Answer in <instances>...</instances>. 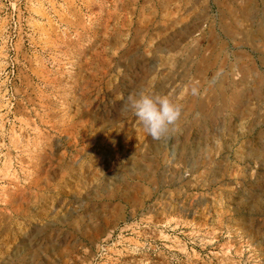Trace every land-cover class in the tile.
Returning a JSON list of instances; mask_svg holds the SVG:
<instances>
[{
  "label": "rangeland",
  "instance_id": "obj_1",
  "mask_svg": "<svg viewBox=\"0 0 264 264\" xmlns=\"http://www.w3.org/2000/svg\"><path fill=\"white\" fill-rule=\"evenodd\" d=\"M0 264H264V0H0Z\"/></svg>",
  "mask_w": 264,
  "mask_h": 264
},
{
  "label": "clouds",
  "instance_id": "obj_2",
  "mask_svg": "<svg viewBox=\"0 0 264 264\" xmlns=\"http://www.w3.org/2000/svg\"><path fill=\"white\" fill-rule=\"evenodd\" d=\"M192 94L197 95L198 89L193 88ZM122 110L131 111L145 133L157 141L167 137L181 116V106L168 96L146 92L130 95Z\"/></svg>",
  "mask_w": 264,
  "mask_h": 264
}]
</instances>
